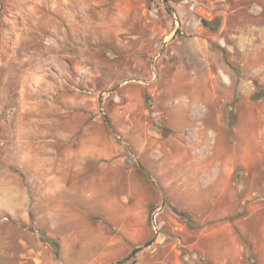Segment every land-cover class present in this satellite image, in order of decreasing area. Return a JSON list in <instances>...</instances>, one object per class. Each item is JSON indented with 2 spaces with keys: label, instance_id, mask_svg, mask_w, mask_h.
I'll use <instances>...</instances> for the list:
<instances>
[{
  "label": "rangeland",
  "instance_id": "obj_1",
  "mask_svg": "<svg viewBox=\"0 0 264 264\" xmlns=\"http://www.w3.org/2000/svg\"><path fill=\"white\" fill-rule=\"evenodd\" d=\"M263 40L264 0H0V264H264ZM219 78L232 235L183 182L216 105L183 81Z\"/></svg>",
  "mask_w": 264,
  "mask_h": 264
},
{
  "label": "crops",
  "instance_id": "obj_2",
  "mask_svg": "<svg viewBox=\"0 0 264 264\" xmlns=\"http://www.w3.org/2000/svg\"><path fill=\"white\" fill-rule=\"evenodd\" d=\"M226 13L227 11L223 12L225 16ZM232 36L239 37L236 32ZM221 41L222 45H226L228 49L234 48V40L232 43L228 42L226 35L221 37ZM238 43V40H235V45H239ZM262 47L264 48V40ZM223 64L226 66L225 60ZM197 82L195 79L183 81V87L187 90L188 96L199 101L202 99L216 100V105L212 106L210 102H207L203 109H193L190 112L184 110L183 112L184 117L182 121L187 125H195L194 128H196L198 136H201L199 143L201 145L203 143L202 146L206 149V152L201 155L193 154L185 157L187 160L185 162L189 163V165L185 168L187 172L185 173L183 182L187 186V182L189 181L193 186L192 189L189 187L191 190L188 192L192 195L193 203L197 201L202 204L204 203L207 210H211L213 213L217 211V206H219L220 214L216 216L209 213L208 219L215 217L227 219L228 222L224 224V227L228 234L232 235L230 229L232 227L231 220L239 212V197L237 188L235 187V172L241 162V158L238 145L234 141H227L226 135L232 136L229 130L233 128L234 121L231 118L236 117L240 113L236 103L235 110H233L232 106H227V103L236 99L237 96L232 92V86L230 87L232 80H226L225 78L224 80L219 78L216 81L208 80L209 87L207 88L206 95H202L200 91L197 92L199 89ZM178 84L179 87L183 85L181 81ZM209 131L215 132L216 136L212 140L208 139ZM245 152L248 156L253 153V151H250L249 146ZM195 179H202V181L199 185L198 181L194 184L192 181ZM200 184L207 187V192L203 195L202 199L197 200L196 189L200 188ZM187 188L185 187L184 190H187Z\"/></svg>",
  "mask_w": 264,
  "mask_h": 264
}]
</instances>
